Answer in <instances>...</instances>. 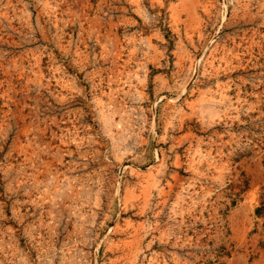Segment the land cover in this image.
I'll return each mask as SVG.
<instances>
[{
    "label": "rangeland",
    "instance_id": "1",
    "mask_svg": "<svg viewBox=\"0 0 264 264\" xmlns=\"http://www.w3.org/2000/svg\"><path fill=\"white\" fill-rule=\"evenodd\" d=\"M0 264H264V0H0Z\"/></svg>",
    "mask_w": 264,
    "mask_h": 264
}]
</instances>
